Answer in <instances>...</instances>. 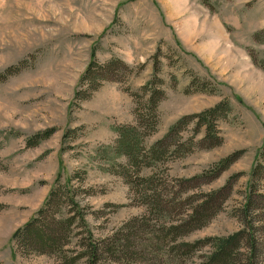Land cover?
Here are the masks:
<instances>
[{"label":"rangeland","instance_id":"374dc122","mask_svg":"<svg viewBox=\"0 0 264 264\" xmlns=\"http://www.w3.org/2000/svg\"><path fill=\"white\" fill-rule=\"evenodd\" d=\"M205 1L207 6L200 0H0V74L22 65L0 80V264H70L85 251L88 232L102 243L144 223L153 240L141 244L146 256L140 264H199L210 244L187 256L176 247L239 233L241 264H250L249 240L257 245L253 264H264V71L253 60L264 59V0ZM113 58L129 67L120 82H103L89 99L75 100L85 89L78 83L90 61ZM151 81L164 98L156 131L142 141L146 148L182 118L223 101L231 105L217 122L220 146L200 149L203 132L195 136L192 122L181 133L182 141L193 140L191 153L180 159L170 154L168 162L139 171L154 178L166 220L149 218L151 199L136 196L115 173L126 160L112 150L114 128L136 126L135 105L124 90L142 96ZM202 88L206 93L197 92ZM50 129L49 139L26 146ZM66 131L74 132L63 139ZM230 155L235 161L214 177L212 168ZM58 175L63 184L73 177L74 201L88 230H75L63 261L15 252L14 233L42 208ZM216 192L222 194L220 211L206 226L161 243L162 225L185 222ZM69 204L62 205L64 217L73 211ZM98 264L110 262L105 257Z\"/></svg>","mask_w":264,"mask_h":264},{"label":"trees","instance_id":"16d2710c","mask_svg":"<svg viewBox=\"0 0 264 264\" xmlns=\"http://www.w3.org/2000/svg\"><path fill=\"white\" fill-rule=\"evenodd\" d=\"M200 1L203 5L207 6L208 1ZM258 35L256 34L255 36ZM253 60L254 64L264 71V59L260 61ZM21 69L22 65L8 68L4 73L0 74V80L2 81L9 76L18 74ZM155 70L157 71V68ZM125 72H129V67L119 59L113 58L104 64H99L95 59H92L78 83L79 88L85 89L84 91L78 90L75 93V100L89 99L92 93L96 92L103 82H120L119 76L125 75ZM161 84L162 81H159L158 85ZM194 84L195 82H191L190 86ZM124 91L133 99L136 126L114 128V132L118 137L116 147L112 150L116 157L126 160V164H116L118 170L115 173L126 180L130 191L134 192L136 196L145 198V200L151 199L153 207L149 218L151 214H157V216L161 215L166 220L164 212L160 214L159 211L161 208L159 203H166L155 195L156 186L153 185L154 178L140 177L139 171L143 168H153L158 163L164 164L168 162L170 154L173 156V159L175 156L177 159H180L191 153L194 147L193 140L182 141L181 133L192 122H195V136L203 132V137L198 143L200 149L208 150L220 146L222 139L219 135L217 122L226 119L231 111V105L227 101H223L203 113L182 118L171 126L164 138L146 148L142 145V141L156 131V110L158 104L164 98V93L154 87L152 81L142 87V96L131 93L128 89ZM206 91V89L202 88L198 89L197 92L206 93ZM145 97L146 100L142 101ZM54 132L53 129H50L36 134L27 140L26 146L28 148H35L49 139ZM73 132L66 131L63 139H67ZM234 161V155H230L219 161L211 170L214 177L227 170ZM129 169L133 170L131 174L129 173ZM255 175H257L256 167L253 168L250 174L249 189H252L251 185L253 179L256 177ZM72 180L73 177H68L67 181L63 184L61 183V176L58 175L56 177L55 183L42 208L32 219L14 233L12 240L15 252L25 255L59 257L62 261L66 260L65 255L72 244L75 230L81 228L88 230L85 215L74 201ZM220 194V192H216L208 195V200L203 201L200 205L190 210V214L187 215L185 222L180 221L179 224L175 223L174 225L171 223L169 227L162 225V233L160 232L162 235L159 237L161 243L166 242L168 239L174 242L177 240L176 238L206 226L210 219L220 211L221 204L218 202ZM68 202L72 206L73 211L69 212V216L64 217L62 215V205L66 206ZM142 204L147 205V201H142ZM250 205L251 203L248 202L245 210H248ZM171 222L174 223L176 220ZM139 223H144V218H140ZM243 235L244 233H239L226 239H208L206 242L197 243L190 247L181 245L176 247V250L187 256L189 251L194 252L199 245L204 243L210 244L212 248L211 253L202 258L199 264H241L237 256L239 255L238 252L242 250L240 242ZM250 235L252 236V234ZM147 236L150 239H147ZM88 237L89 243L86 245L85 251L71 258L69 260L70 264H77L80 261H84L85 264H98L105 257L109 259L110 264H140V260L146 256L141 244L146 240H153V236L147 232L145 223L144 225L140 224V226L134 225L129 227L128 233L124 234L122 232L121 234H116L111 239L102 243H96L90 232H88ZM250 242L249 240V246L246 247L249 255L247 262L253 264L257 245Z\"/></svg>","mask_w":264,"mask_h":264}]
</instances>
